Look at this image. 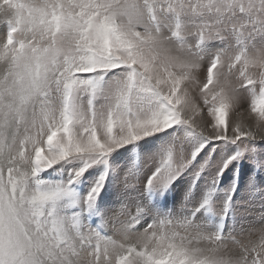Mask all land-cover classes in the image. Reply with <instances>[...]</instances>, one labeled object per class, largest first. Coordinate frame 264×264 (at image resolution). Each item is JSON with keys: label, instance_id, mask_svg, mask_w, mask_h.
Here are the masks:
<instances>
[{"label": "snow or ice", "instance_id": "1", "mask_svg": "<svg viewBox=\"0 0 264 264\" xmlns=\"http://www.w3.org/2000/svg\"><path fill=\"white\" fill-rule=\"evenodd\" d=\"M0 264H264V0H0Z\"/></svg>", "mask_w": 264, "mask_h": 264}]
</instances>
